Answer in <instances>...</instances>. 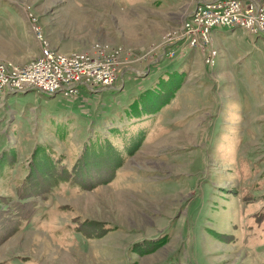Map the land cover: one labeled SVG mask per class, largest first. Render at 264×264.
Returning <instances> with one entry per match:
<instances>
[{
  "label": "rangeland",
  "instance_id": "obj_1",
  "mask_svg": "<svg viewBox=\"0 0 264 264\" xmlns=\"http://www.w3.org/2000/svg\"><path fill=\"white\" fill-rule=\"evenodd\" d=\"M175 4L0 0V42L17 49L0 62L19 67L40 51L28 36L29 13L55 50L85 52L113 71L144 67L173 42L165 48L173 56L164 54L146 76L119 75V91L79 84L72 98L33 89L0 96V207L30 203V214L0 242V264H264V36L216 26L227 37L206 65L201 52L180 54L173 41L183 11ZM165 70L186 76L133 126L146 135L111 179L82 190L51 185L86 142L110 138L107 127L140 93L150 89L152 100L167 90ZM26 178L37 180L34 193L45 192L21 200Z\"/></svg>",
  "mask_w": 264,
  "mask_h": 264
},
{
  "label": "built area",
  "instance_id": "obj_2",
  "mask_svg": "<svg viewBox=\"0 0 264 264\" xmlns=\"http://www.w3.org/2000/svg\"><path fill=\"white\" fill-rule=\"evenodd\" d=\"M27 21L38 42L39 54L22 67L0 62V96L8 91L33 89L47 96L61 91L64 96L72 98L79 84L88 88L120 87L115 81L120 77L119 73L126 71L129 66L113 71L100 63L93 65L94 60L85 52L60 53L48 44L35 16L27 14ZM216 26L239 28L248 35L259 33L264 36V2L251 0L244 4L242 0H209L197 3L184 16L178 26L177 36L173 39L181 45L180 54H184L186 49L199 51L204 64L211 65L217 55L212 38ZM171 44L173 42H164L162 45V52L169 57L173 53H167L165 48Z\"/></svg>",
  "mask_w": 264,
  "mask_h": 264
},
{
  "label": "trees",
  "instance_id": "obj_3",
  "mask_svg": "<svg viewBox=\"0 0 264 264\" xmlns=\"http://www.w3.org/2000/svg\"><path fill=\"white\" fill-rule=\"evenodd\" d=\"M165 73L172 76H170V78H164V82L166 81L165 88L167 90L163 91V94L160 93L158 94V97L150 100V97L146 96L150 92V89L145 90L144 93H140L137 98L127 104V108H125L123 111L125 116H122V119L118 123H112L109 125V127H107V133L109 134L110 138L98 139L95 144L91 145H87L90 143L86 142L82 148L83 150L81 154L73 162L74 165L71 169L69 168L67 170V168L63 167L64 165L60 164L59 168L62 172L60 171V173H57L56 177H52L51 183L53 184L51 185L54 186L55 183L58 185L61 183H70V185L72 184L73 186L82 190V188H89L90 186L94 185L95 183L97 184V182L104 179H111L114 168L119 166L120 163L122 164L127 156L135 152L137 145L144 139L146 135V127L138 126L137 128H133V126L138 123V121L145 120L147 117L154 114L158 109L161 108L163 103L166 104V99L169 98L173 92H176L183 82V80L181 82H179V80L184 79L186 76L178 70H165L163 74ZM176 74H178V76ZM116 140L121 143L122 146L120 148L116 144ZM102 168L103 170H101ZM100 170L101 174L94 173ZM51 171V175H53L54 168ZM45 178L46 179H44L43 182L46 183L47 175ZM36 181V179L32 181H30L28 178L25 179L26 183L24 182L20 186L21 188H19L17 191L18 197L21 200H25L27 197H33L34 195H40V193L43 194L45 192L44 189H42L40 192L34 193L35 190L33 188L36 187ZM6 205L7 204L3 201V208L0 207V214L6 213L4 217H0V242L3 241L13 231H16L20 225L18 222H21V220L23 221V219H25L30 214L29 208L26 206L30 205V203L17 200L16 202H12L9 206ZM29 207L31 210L32 206ZM7 215L13 216L10 219ZM3 220L5 223H8L7 226L2 223ZM156 245H153L152 247H155ZM152 249L153 248L150 250Z\"/></svg>",
  "mask_w": 264,
  "mask_h": 264
},
{
  "label": "crops",
  "instance_id": "obj_4",
  "mask_svg": "<svg viewBox=\"0 0 264 264\" xmlns=\"http://www.w3.org/2000/svg\"><path fill=\"white\" fill-rule=\"evenodd\" d=\"M206 1H209V0H171V2H175L176 3L174 8H173L174 10H176L177 12L180 11V10H183L182 13L179 15V17H180L179 19L181 21L183 20L185 15H187L190 11H192V9L194 8V6L197 3H202V2H206ZM242 1L249 2L251 0H242ZM257 1L262 3L260 0H257ZM168 2H170V1H168ZM177 12H170V13L171 14H175ZM27 31H28V36H30L31 35V33L29 32L30 30L27 29ZM233 32H235V29H230V34H233ZM226 33L227 32L223 31V30L219 31V30H214L213 29V32H212L213 43L215 45L220 43L225 37H227L225 35ZM47 41H48V44H50L51 46H52L51 42L54 43V40H52L51 38H49V40L47 39ZM36 42H37V40H36ZM0 43H3V42H0ZM23 44L26 46V43H22L21 45L23 46ZM28 46H29V44H28ZM12 47H13V45L11 46L9 43L0 44V59H6V56H8L7 54H10V53L14 52V50L15 51L17 50V49H14L15 47H13V48ZM18 51H21V49H18ZM193 51H196V50H193ZM36 53L38 54V52H36ZM162 57H164L163 52H159L156 56H154V58L152 60H150V62H147L144 65V67H143L142 64H140V65H138L136 67L129 66V67L126 68V71H134L135 74H137V75H141V76L145 75L146 76V74L149 72L150 68L156 67L157 63H159L161 61L159 59L162 58ZM22 61L26 62L27 59L26 60H21V61H19V63H21ZM126 71L120 72L119 75L121 76L123 74V72H126ZM121 85L122 84H120V81H119V86L120 87L118 89L112 87V89L119 90L122 87Z\"/></svg>",
  "mask_w": 264,
  "mask_h": 264
},
{
  "label": "water",
  "instance_id": "obj_5",
  "mask_svg": "<svg viewBox=\"0 0 264 264\" xmlns=\"http://www.w3.org/2000/svg\"><path fill=\"white\" fill-rule=\"evenodd\" d=\"M163 54H164V52H163ZM102 89H107V88H102ZM28 90H31V89H28Z\"/></svg>",
  "mask_w": 264,
  "mask_h": 264
}]
</instances>
